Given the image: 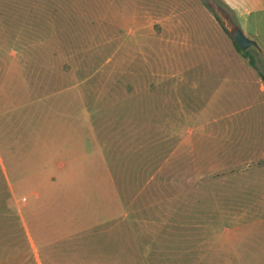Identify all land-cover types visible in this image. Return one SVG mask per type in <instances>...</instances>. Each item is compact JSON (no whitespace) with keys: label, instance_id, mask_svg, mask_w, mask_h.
Wrapping results in <instances>:
<instances>
[{"label":"rangeland","instance_id":"374dc122","mask_svg":"<svg viewBox=\"0 0 264 264\" xmlns=\"http://www.w3.org/2000/svg\"><path fill=\"white\" fill-rule=\"evenodd\" d=\"M228 5L0 0V264H264V177L252 187L208 153L231 121L225 112L250 120L257 105L211 106L207 133L193 127L187 169L186 106L172 96L193 76L178 58L186 49L243 58L223 29L239 26ZM247 49L264 76V54ZM85 109L94 131L76 134H99L96 171L90 155L53 159L48 138L59 145L63 121L68 129ZM83 139L84 149L95 143Z\"/></svg>","mask_w":264,"mask_h":264},{"label":"crops","instance_id":"0c3cea01","mask_svg":"<svg viewBox=\"0 0 264 264\" xmlns=\"http://www.w3.org/2000/svg\"><path fill=\"white\" fill-rule=\"evenodd\" d=\"M224 1L235 11L236 16L240 20L238 22L239 27L241 29L249 28L251 33L250 37L257 42L260 41V50L262 54H264V0ZM198 45L203 44L198 42ZM186 50L185 55L182 53L178 56V58L186 57V66L183 67L185 68L183 70L186 71V74L193 76L188 78L185 83V88H183V83L179 82L177 79L172 96L173 101L176 104L186 106L187 128L185 129V144L187 148V162L190 163L187 166V169H189V167L191 169L193 164V155L195 154L193 145L194 142L192 140L193 137H195L194 134H196V131L193 127L200 128L205 131L208 130L207 127L210 123L209 120H205V116H207L206 114H209L208 111L211 106L216 109H220V107L226 108L228 106L238 107L237 105L241 103L240 99H243L244 102H246L247 109H250L253 108L252 106L255 102L257 105V113L251 114L253 115V118L250 120L238 119L235 121L234 119H229L231 116L227 115L228 112H225L226 116L224 118L231 121H227L228 124L223 126L221 131L220 129L218 130V139L216 142L212 139V150H209L208 153L217 155V158L212 161L213 167H220L225 174L229 171V174L233 176L235 175L237 178L243 176L252 177L251 186L257 187V185H253V182L255 180H259L261 177H264V78H262L260 73H256L254 68L252 69L251 66L248 67V62L245 57H241L237 61L227 63L226 60L220 61L218 58L221 56L215 55L213 50L211 53H198L197 56L194 55L192 51L190 52ZM191 55L194 57V63L192 62ZM173 73L179 75L184 72L177 69L176 71L173 70ZM231 82L232 84L237 83V85L239 84L240 86L235 93L230 88L232 87V84H230ZM220 89H223L224 93L219 96L218 91ZM218 97L220 98L219 100ZM83 112H85L86 116L83 115ZM82 118L85 122L81 120ZM54 120L57 121V118L47 121H49V124L52 125V121ZM94 121V116L89 113L88 109L81 110L78 114H75V118L73 117V119H70L68 129H66V122L63 121L64 133L59 145L55 144L53 141L55 138L54 135L48 136L50 145L54 143L56 154H54V152L51 153V150L46 149V151L49 150L46 152L48 153L47 155H50V153L55 155L52 156V158H57L59 159L58 161L63 158L65 165L74 164L76 160L81 158L80 155H84L85 158L90 155L95 159V163L98 165L94 167L93 170H99L97 168L99 167L100 153L94 155V153L100 152V145L98 143V141L100 142L99 134H92L90 132H86V130L84 131L87 139L90 138V143L93 142V140L95 141L94 145H90V147H86L85 149L83 146L85 143L83 142L84 139L82 140L84 134H76L79 129L81 130L86 127L94 131ZM183 132L184 131H182V133ZM181 136H183V134ZM178 146L179 143L177 142L176 147L178 148ZM213 146L214 150L217 148L215 151L213 150ZM225 147H229V150L225 149ZM80 149L83 151L82 153L79 152ZM103 159H105L104 155ZM226 160L228 161L225 162ZM212 162L208 166H210ZM106 168H108L107 165L105 169ZM247 169L252 171L247 173L245 171ZM257 176L259 178H257ZM244 180L245 185H250V182H248L246 178H244ZM240 187L243 188V190L237 191L238 193L244 192L247 189V187H243L241 185ZM253 190H255L254 193L259 192L256 188ZM256 201H264V193L259 192Z\"/></svg>","mask_w":264,"mask_h":264},{"label":"water","instance_id":"95a60500","mask_svg":"<svg viewBox=\"0 0 264 264\" xmlns=\"http://www.w3.org/2000/svg\"><path fill=\"white\" fill-rule=\"evenodd\" d=\"M225 27L228 30L229 34L231 35L232 39L237 43V45L242 50H246L247 48L251 46L255 47L258 51L260 50L256 41L249 38L239 26L226 25Z\"/></svg>","mask_w":264,"mask_h":264},{"label":"trees","instance_id":"16d2710c","mask_svg":"<svg viewBox=\"0 0 264 264\" xmlns=\"http://www.w3.org/2000/svg\"><path fill=\"white\" fill-rule=\"evenodd\" d=\"M223 29L231 37V35L229 34L228 30L225 27H223ZM232 42H233L235 48L242 54V56L248 59V63L252 67L256 68V66H255V57L251 53V51L249 49L242 50L233 39H232ZM261 76H262V78H264V76L262 74H261Z\"/></svg>","mask_w":264,"mask_h":264}]
</instances>
